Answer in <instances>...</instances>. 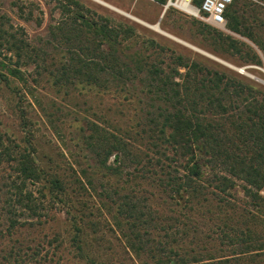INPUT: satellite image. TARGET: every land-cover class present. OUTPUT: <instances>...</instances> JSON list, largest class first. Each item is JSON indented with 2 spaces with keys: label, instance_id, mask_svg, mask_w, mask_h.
<instances>
[{
  "label": "trees",
  "instance_id": "1",
  "mask_svg": "<svg viewBox=\"0 0 264 264\" xmlns=\"http://www.w3.org/2000/svg\"><path fill=\"white\" fill-rule=\"evenodd\" d=\"M166 1L159 0L163 5ZM192 1L195 6L201 3ZM252 4L232 1L224 12L226 27L250 38L264 54V38L249 22L255 13ZM63 8L71 12L70 18L50 33L61 36V44L68 45L59 46L65 55L59 56L63 52L59 51L53 57V69L46 66L48 55L43 49L33 50L26 40L0 28V44L5 46L0 51V82L27 83L22 66L33 59L36 66H46L51 84L65 93L79 85L77 89L113 91L137 103L147 98L143 101L147 109L137 119L134 136L93 121L83 141L93 155L95 173L104 169L121 179L125 162L130 161L136 173H142V178L175 201L178 208L173 209L171 219L183 221L186 230L182 228L177 239H173L177 232L146 238L144 234L156 218L143 217L146 213L132 193L122 195L116 206L115 224L124 241L123 252L114 255L116 261L113 255L105 257L99 248L86 244V215L80 209L65 216L69 248L62 246L65 239L60 233L45 243L22 241L17 238L20 230L43 228L54 218L57 205L67 209L65 215L76 207L70 204L64 177L58 169L51 173V167H43L30 140L25 139L22 147L0 133V164L7 163L11 170L0 186L5 187L0 264H63L58 259L65 249L83 264H264V196L260 194L264 187V86L173 52L174 66L149 61L139 51L130 53L129 40L135 35L131 24L113 23L98 14L94 17L77 1ZM200 24L215 53L240 51V46L246 45L216 27ZM149 42L164 48L154 40ZM246 55L262 64L254 51ZM139 93L145 97L141 99ZM111 156L114 161L108 164ZM237 185L254 210L234 202ZM205 215L218 232L213 240L212 235H203L199 222L189 219ZM188 234L191 238L186 240Z\"/></svg>",
  "mask_w": 264,
  "mask_h": 264
},
{
  "label": "rangeland",
  "instance_id": "2",
  "mask_svg": "<svg viewBox=\"0 0 264 264\" xmlns=\"http://www.w3.org/2000/svg\"><path fill=\"white\" fill-rule=\"evenodd\" d=\"M73 1L90 9L94 17L98 14L110 18L113 23L123 21L131 24L135 28V35L129 40L130 53L139 51L149 61L159 60L163 66L166 63L174 66L171 59L173 52L174 55L181 54L210 68L236 77H246L256 85L264 86V54L250 38L228 29L226 22L223 27L210 24L201 12L198 15L183 13L174 7L163 12L164 5L159 0H101L110 6L96 0H0V28L14 33L19 39L26 40L33 50L43 49L48 55L46 66L53 69L55 66L50 64L56 63L53 57L59 51L65 50L63 48L61 50L59 46L66 47L68 44L62 45L61 36L52 35L50 30L66 18L68 21L71 12H66L63 5L72 4ZM242 1L253 3L250 7L255 9V13L249 22L256 27L255 33L264 38V0ZM130 15L141 19L142 22L134 20ZM155 23L172 37L150 26ZM200 23L216 27L246 45L240 46V51L227 50L215 53ZM149 40H154L164 48L161 50L156 45H151ZM4 48L5 46L2 47L0 44V51L3 52ZM249 50L254 51L260 58L261 65L246 55ZM60 55H65V52H61ZM9 56L10 54H7V57ZM6 62L14 63L8 59ZM28 62L29 64L22 66L26 71L27 83L21 80L0 82V133H4L22 147L25 139L30 140L36 150L35 156L41 158L40 163L43 167H51V173L58 169L59 175L64 177L68 185L70 204L76 208L70 209L71 213L65 215L67 209L62 208V204L57 205L54 218L43 228L20 230L22 233L17 238L30 244L39 240L45 243L54 236L53 234L60 233L65 239L62 246L69 248V245L65 244L70 235L69 222L65 216L68 218L80 209V212L83 211L86 215V223L83 224L86 244L90 243L99 248L105 257L109 255L117 257V254L123 252L124 241L115 224L116 206L124 195L130 196L133 193L135 199L140 201L138 207L146 213L143 217L148 218L152 215L156 218L144 236L149 239L160 233L164 235L177 232L173 236V239H177L178 232L181 234L186 228L182 224L183 221L175 223L171 219L175 216L174 210L178 208L175 201L168 200L159 188L152 186L148 179L142 178V173H136L130 161L125 162L121 179L118 178L119 174L110 175L104 169H98L95 173L93 155L83 141V135L88 133V124L93 121L116 133L124 134L125 131H129L130 136H134L137 119L144 115L147 109L143 104L147 100L144 98L145 95L139 93L144 102L137 103L135 99L127 100L113 91L77 89L79 85L73 86L74 88L70 86L69 93H65L62 87L51 84L46 66L44 68L36 66L33 59ZM113 161L111 156L108 164ZM9 172L11 170L7 163L0 164V186ZM29 187L33 188V185ZM4 189L5 187H0V231L5 227ZM114 190L118 191V194H115ZM260 194L264 196V187ZM234 195L233 200L236 204L239 206L244 204L248 209H255L249 204V199L244 196L240 185L236 186ZM208 218L209 216L205 215L199 219L198 217L189 219L199 222V226H203L200 227L204 230L203 235H212L213 240L218 232L213 231V224L208 222ZM88 220L94 223L88 224ZM121 223L123 225L124 221ZM154 225L158 227L157 230L152 228ZM189 238L191 235L188 234L186 240ZM191 246L194 247V244L191 243ZM71 256L72 254L65 249L59 254L58 260L63 264H83ZM115 259L117 258H114V261Z\"/></svg>",
  "mask_w": 264,
  "mask_h": 264
},
{
  "label": "built area",
  "instance_id": "3",
  "mask_svg": "<svg viewBox=\"0 0 264 264\" xmlns=\"http://www.w3.org/2000/svg\"><path fill=\"white\" fill-rule=\"evenodd\" d=\"M232 0H201L199 6L192 4V0H167L164 4V10L174 7L183 13H189V6L196 9V14L200 12L206 16V20L217 27H223L226 19L224 12ZM191 14V13H189Z\"/></svg>",
  "mask_w": 264,
  "mask_h": 264
},
{
  "label": "bare ground",
  "instance_id": "4",
  "mask_svg": "<svg viewBox=\"0 0 264 264\" xmlns=\"http://www.w3.org/2000/svg\"><path fill=\"white\" fill-rule=\"evenodd\" d=\"M96 1L101 2V3H103V4L107 5V6H110V5H108L107 3H104V2L101 1V0H96ZM186 1H187V0H186ZM188 11H189V13H191V14H196V9L193 8V7H191V6H189ZM130 17L133 18V19L136 20V21L142 22L141 19H139V18H137V17H135V16H133V15H130ZM150 26H151L152 28L156 29L157 31L162 32V33H164V34H166V35L172 37L171 34H168V33H166V32H163V31L160 29L159 24L155 23V24H152V25H150ZM173 38H174V37H173ZM174 39H177V38H174ZM177 40H180V39H177ZM185 44H187V43H185ZM187 45H188V44H187ZM189 46H190V45H189ZM192 47H193V46H192ZM194 48H196V47H194Z\"/></svg>",
  "mask_w": 264,
  "mask_h": 264
},
{
  "label": "water",
  "instance_id": "5",
  "mask_svg": "<svg viewBox=\"0 0 264 264\" xmlns=\"http://www.w3.org/2000/svg\"><path fill=\"white\" fill-rule=\"evenodd\" d=\"M165 10H163V12H164Z\"/></svg>",
  "mask_w": 264,
  "mask_h": 264
}]
</instances>
